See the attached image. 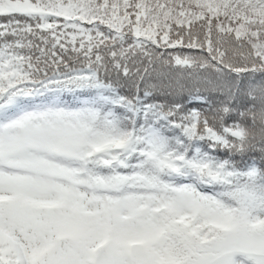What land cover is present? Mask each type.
Instances as JSON below:
<instances>
[{
    "label": "snow or ice",
    "instance_id": "snow-or-ice-1",
    "mask_svg": "<svg viewBox=\"0 0 264 264\" xmlns=\"http://www.w3.org/2000/svg\"><path fill=\"white\" fill-rule=\"evenodd\" d=\"M0 264H264V0H0Z\"/></svg>",
    "mask_w": 264,
    "mask_h": 264
}]
</instances>
